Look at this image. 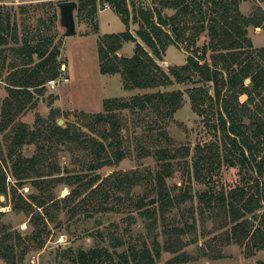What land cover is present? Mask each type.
Returning <instances> with one entry per match:
<instances>
[{
  "label": "trees",
  "instance_id": "1",
  "mask_svg": "<svg viewBox=\"0 0 264 264\" xmlns=\"http://www.w3.org/2000/svg\"><path fill=\"white\" fill-rule=\"evenodd\" d=\"M104 2L110 4L124 24L128 26L132 21L138 27L135 33L127 28L122 32L106 33L99 39V71L120 73L125 89L155 88L173 83V78L184 82L187 76H195L198 86L186 90L191 107L209 122L218 136L214 141L198 143L191 160L188 159L189 146L173 151L166 147L156 148L153 154L160 166L154 172L148 171L147 176L131 171L114 173L102 181L99 175L85 179L83 170L95 171L124 157L119 111L127 109L138 114L152 110L157 117L148 131L157 129L163 135L160 122L172 118L182 106L183 93L158 90L129 98H105L101 111L78 117L80 125L88 132L74 123L61 126L57 122L47 128L29 130L24 123L16 121L17 117L32 103L34 95L43 93L47 81L58 78L63 71L57 60L59 48L52 46L53 36L48 35L54 19L58 18L53 14L44 36L41 31L27 32L19 46L9 49L14 60L10 62L12 71L5 79L8 94L0 105V130L12 131L10 157L23 144H36L32 156L18 154L12 158L11 173L19 186L33 178L31 183L37 192L23 199L15 188L8 190L6 174L0 171V195L7 197L11 192L13 208L30 213L28 221L36 227L21 240L19 232L1 224L0 260L3 264L21 263L25 250L17 252L16 246L22 245L20 241L38 246L41 235L47 233V223L56 222L63 209L73 214L82 211L91 217L95 212L125 210L122 203L133 204L141 214L155 221L157 209L163 215L167 208L192 199L186 190L172 193L166 182L173 174L174 160L179 158H183L182 170L188 180L194 177L200 182L209 181L223 164L238 168L241 182L228 190L208 189L198 193V209L202 216L207 211L217 217L220 227L229 226L225 231L227 241L243 246L246 256L264 250V47H253L248 36L249 26L264 28V8L258 4L254 12L245 15L240 9V0H151V9L135 7L134 0H78L77 14L82 19L92 18L97 13V5ZM166 9H172L173 14H165ZM1 17L0 11V46H3L8 39L1 32ZM13 29L15 32L16 27ZM204 32L208 40L196 48L198 55L188 56L186 63L171 65L165 71L157 62L169 45L185 41L186 34L189 42L195 43ZM12 40L18 42L15 34ZM124 41L134 42L131 56L117 53ZM4 51L6 49H0V53ZM5 58L6 54L4 61ZM246 78L250 79L248 84H245ZM201 82L212 86L213 95ZM242 95L246 96L244 100L240 99ZM38 136L45 137L50 144L60 142L73 152L82 153V159L75 160L78 168L66 169L65 174H60L57 163L50 161L49 144L46 147L45 143H40ZM141 180L151 184L153 194L149 199L142 195L135 200L130 190ZM58 184L69 187V192L61 198L52 194ZM148 204L156 205L150 207ZM175 231L179 234L185 230L175 227ZM112 239L115 247L123 243L117 236ZM157 244L153 239L152 247L145 242L139 248L129 246L128 250L116 252L117 260L113 256L115 251L110 252L105 247L80 248L73 253L68 246L61 252V258L68 262L61 260L58 264H155L160 256ZM173 244L167 245L172 253L180 246L178 241ZM255 264H264V257Z\"/></svg>",
  "mask_w": 264,
  "mask_h": 264
},
{
  "label": "rangeland",
  "instance_id": "2",
  "mask_svg": "<svg viewBox=\"0 0 264 264\" xmlns=\"http://www.w3.org/2000/svg\"><path fill=\"white\" fill-rule=\"evenodd\" d=\"M58 1L62 0H0V11L3 16L1 32L8 39L7 44L0 46V49H6L0 53V105L8 94L5 79L12 71L10 62L14 60L9 52L10 47L19 46L27 32L33 34L41 31L44 36V32L47 31L46 24L51 16L58 14ZM74 1L78 2V0ZM134 2L135 7L142 6L149 9L153 7L151 0H134ZM258 4L264 7V2H258V0H240V9L243 14L249 15L254 12ZM101 5L102 3L97 5V13L92 18L82 19L77 14V10L75 11L77 29L75 35L64 36V28L59 24L58 18L54 19L48 35L53 36L52 46L57 45L59 48L57 60L61 62L63 71L55 80V84L47 82L43 93L34 95L33 104H29L16 121L24 123L29 130L47 128L53 122L61 126L69 124L79 126L78 117L81 114L88 115L101 111L105 98H129L134 94L158 90L167 92L180 90L183 93L182 106L175 111L172 118L166 122H160L163 135L157 129L148 131V126L152 125L157 117L152 110L138 114L127 109L119 111L122 118L121 148L124 157L112 165H104L95 171L83 170L82 173H86L85 179L99 175L101 181L108 176H113L114 173L123 174L131 173V171L147 176L148 171L154 172L160 166L153 154V151L159 147H166L173 151L189 146L191 154L188 159L191 160L194 147L198 143L214 141L218 136V132L209 126V122L191 107L186 90L198 86L195 76L191 80L185 79L184 82H177L173 78V83L155 88L125 89L120 73H101L97 53L99 39L106 33L122 32L127 28L135 33L138 27L132 21L127 26L112 7L101 9ZM129 8H131L130 4ZM163 12L171 15L174 11L166 9ZM42 21H45L44 24ZM13 26L16 27L15 32ZM261 28L252 25L248 27V36L255 48L264 47V28ZM14 34L17 36V43L12 40ZM187 35H185V41L177 45H169L162 59L157 60L165 71H168L171 65L186 63L188 56L198 55V52L195 53L196 48L208 40L206 32L202 33L195 43L189 42ZM133 47L134 42L124 41L119 49L120 55L131 56ZM4 54H6L5 61ZM35 60H37L36 56ZM62 77H67L68 80L63 81ZM208 91L213 95L212 86H209ZM245 97L242 95L240 99L244 100ZM206 117L211 118V116ZM80 128L86 132L89 131L81 125ZM11 139L10 129L0 130V171L6 174L9 191L15 188L16 193L21 194L23 199H28L31 193L37 192L31 183L33 178L26 179L22 186L17 185L11 173V161L18 154L23 157L32 156L36 152V144H23L10 157ZM38 141L45 143L47 147L48 142L45 137L38 136ZM48 144L52 150L49 156L50 161L57 163L60 174H65L66 169L78 168L75 160L82 159V153L73 152L67 145L60 142ZM183 167V158L175 159L173 174L166 179V182L172 193L186 190L192 195V199L167 208L163 211V215L157 212L156 206L155 221L152 220L153 217L141 214V210H136L133 204L127 206L122 203L121 207H125V210L120 208L117 211L95 212L91 217L86 216L82 211L73 214L63 209L56 222L47 223L45 230L47 233L41 235V243L38 246L29 241H20L22 245L16 246V250L17 252L25 250V253L19 264H58L61 260L68 262L61 258L62 250L68 246L72 247L73 253L80 248L87 250L96 246L105 247L110 252L115 251L113 256L117 260L116 252L128 250L129 246L139 248L143 242L148 247H152L153 239H156L160 251L155 264H255L258 259H262L264 250H257L254 254L246 256L243 246L227 241L225 231L229 226L220 227L217 217L211 216L207 211L202 216L198 209V193L208 189L228 190L241 182L242 175L239 174L238 168L223 164L216 173H213L209 181L200 182L194 177L188 180L182 170ZM151 187L149 182L141 180L131 188L130 192L136 196L135 200L142 195H147L149 199L153 194ZM67 192L69 187L64 184H58L52 189V194L56 198H61ZM11 196V192L7 194V197L0 195V225L4 224L8 230L19 232L22 240L25 235L34 232L36 226L28 221L31 217L30 213L13 208ZM175 227H183L185 231L176 234ZM115 236L123 242L116 247L113 246L112 239ZM177 241L180 246L176 252L172 253L167 245H174L173 243ZM0 264H3L1 260Z\"/></svg>",
  "mask_w": 264,
  "mask_h": 264
},
{
  "label": "water",
  "instance_id": "3",
  "mask_svg": "<svg viewBox=\"0 0 264 264\" xmlns=\"http://www.w3.org/2000/svg\"><path fill=\"white\" fill-rule=\"evenodd\" d=\"M58 8V22L64 28L63 35L71 36L77 33L75 22V11L77 8V2L74 0H62L57 2ZM187 79L191 80V76H187ZM198 82V78L195 79ZM250 81L249 78L245 79V83ZM206 90H209L208 85L205 82H201Z\"/></svg>",
  "mask_w": 264,
  "mask_h": 264
},
{
  "label": "built area",
  "instance_id": "4",
  "mask_svg": "<svg viewBox=\"0 0 264 264\" xmlns=\"http://www.w3.org/2000/svg\"><path fill=\"white\" fill-rule=\"evenodd\" d=\"M111 6H110V4L109 3H107V2H104L102 5H101V9H109ZM57 79V78H56ZM56 79H49L47 82H49V83H51V84H55V80ZM62 80L63 81H67L68 80V78L67 77H62Z\"/></svg>",
  "mask_w": 264,
  "mask_h": 264
},
{
  "label": "crops",
  "instance_id": "5",
  "mask_svg": "<svg viewBox=\"0 0 264 264\" xmlns=\"http://www.w3.org/2000/svg\"><path fill=\"white\" fill-rule=\"evenodd\" d=\"M258 2H259V1H258ZM259 5H260V6H262L261 4H259ZM262 7H263V6H262ZM263 8H264V7H263ZM261 29H262V28H261ZM117 53H118V54H120V53H119V50H118V52H117Z\"/></svg>",
  "mask_w": 264,
  "mask_h": 264
}]
</instances>
